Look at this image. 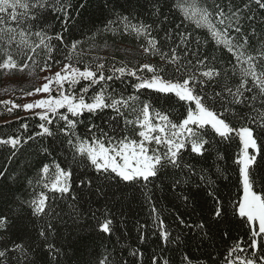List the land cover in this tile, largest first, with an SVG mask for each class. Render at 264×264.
I'll use <instances>...</instances> for the list:
<instances>
[{"label": "trees", "instance_id": "trees-1", "mask_svg": "<svg viewBox=\"0 0 264 264\" xmlns=\"http://www.w3.org/2000/svg\"><path fill=\"white\" fill-rule=\"evenodd\" d=\"M52 2L56 3V8L43 10L39 22L32 29L33 32L43 29L52 37L50 43L54 51L50 60L40 48L33 53L27 48H18L15 43L9 47L6 41H0V62L10 51L18 65L28 64L23 71L0 69V140L10 137L21 140L15 150L10 145L0 144V171L5 174V178H0V193L4 194L0 195V216H7L9 221L6 228H0V250H8L7 256L0 258V264H27L19 250L11 251L14 244H22L28 250L29 259L36 264H55L46 250L48 243L61 250L58 258L61 264H153L154 258L157 264L164 261L167 264H229L227 257L238 241H242L240 246L246 251L232 253L233 258L261 255L260 251L248 247L252 229L246 219L238 216L243 182L240 165L236 161L242 144L235 133L224 140L210 127L207 128L205 136L210 145L205 146L207 151L203 156L190 150L182 152L183 162L191 165L192 172L188 168L168 167L146 185L143 182L128 184L117 178L105 180L94 171L90 162L79 155L73 160L74 150L63 132L52 138L35 136L41 123L35 116L37 112L24 113L20 109L9 112L3 102V96L11 92L7 73L32 74L37 79L45 61L50 65L48 69H57L71 62L81 70L87 64L95 70L96 63H103L105 76L111 74L113 66L126 65L138 69L148 64L164 69L161 74L165 79H174L171 64L159 54L144 52V37H137L131 30L124 31L123 17H128L131 24L151 25V35L159 41L158 47L169 56L170 49L176 48L181 63L190 61L189 67L197 75L204 69L192 66L205 58L207 67L220 70V77L206 82L202 89L200 85L196 86V91L205 97L206 105L218 112L221 109L215 94L222 92L225 85L235 89L240 83V65L232 54L222 45H217L206 28L198 27L184 17L176 6L179 0H50ZM197 3L212 13L211 18L217 28L223 30L228 27L234 44H242V37H247L245 55L256 56L264 51V8L257 0H197ZM217 5L226 14L223 25L217 22ZM61 8L64 11H59ZM233 13L237 15L233 16ZM237 23L241 27L240 33L234 31ZM58 34L63 36L62 42L56 39ZM166 36L171 38L166 39ZM181 36L186 37L184 43H181ZM16 39L18 41L20 37ZM30 40L38 43L34 35ZM73 42H77L76 53L81 56L80 63L74 58ZM126 48L137 49L139 54L128 56L123 51ZM28 56H32L36 63L28 60ZM69 57L73 59L69 60ZM233 65H236L235 69ZM256 71L264 72V61L257 60ZM138 75L150 77L151 73L145 69ZM136 82L131 76L101 82L106 91L117 98L138 96L139 100L132 102L135 111L133 108L122 109L123 117L111 109L96 114L85 113L76 126V135L89 141L99 138L106 145L108 139L102 133L115 140L125 136L139 140V125L125 124L124 121L136 120L141 102L150 103L154 109L153 117L159 111L179 123L186 116L187 105L174 95L149 89L137 91L133 87ZM86 83L82 80L76 85V90ZM68 87L66 83L65 88ZM34 88L32 84L27 90ZM99 88L100 85H95L89 89L85 97L88 102ZM27 90L21 89L18 93L24 94L29 92ZM253 95H256L255 89L245 92L247 104L233 106L235 114L225 113L224 118L233 128L248 126L253 129L259 153L250 175L254 180L253 190L264 195V121L261 120L264 107L259 95L254 100L248 99ZM57 123L64 124L63 121H54V131ZM24 124L28 125L27 129L22 127ZM29 136L34 138L28 140ZM249 152L253 150L249 149ZM57 163L72 170L71 191L62 198L43 187L48 181L40 173L44 165H49L50 180ZM201 175L206 179L201 180ZM81 179H91L92 188L78 187ZM42 191L49 196V207L56 219L32 214L28 202ZM53 197H56L54 202ZM217 200L221 209L219 218L214 216ZM105 219L112 221L111 234L99 230V224ZM49 220L53 225L51 233L47 229ZM201 224L203 229L198 227ZM41 227H44L47 239L39 235ZM256 227L258 229V224ZM162 231L168 233L167 243L161 239Z\"/></svg>", "mask_w": 264, "mask_h": 264}, {"label": "snow or ice", "instance_id": "snow-or-ice-1", "mask_svg": "<svg viewBox=\"0 0 264 264\" xmlns=\"http://www.w3.org/2000/svg\"><path fill=\"white\" fill-rule=\"evenodd\" d=\"M257 3L264 8L262 0H257ZM176 6L183 12L186 19L193 21L198 27L206 28L216 44L222 45L232 54L236 63L240 65V83L235 89L225 85L222 92L215 94L221 111L218 112L208 107L205 103V97L196 91L197 85H200L202 89L206 82L220 77V70L215 67H207L205 58L198 60L196 66H192L204 69L197 75V72L192 71L189 67L190 61L185 64L181 63V57L177 54L176 48L170 49L171 55L169 56L168 53L163 52L158 47L159 41L151 35V25L131 24L128 22V17L122 18L125 21L124 31L131 30L137 37H144L146 39V45L142 46L144 52L159 54L162 59L171 64L173 66L174 79H165L161 74L164 69H157L148 64H144L138 69L128 68L126 65L113 66L111 74L105 76V65L103 63H96L95 70H93L91 64H87L81 70L70 62L65 64L54 75L44 77L47 82L42 87L28 93V95L47 93L46 98L23 106L7 102L11 104L7 110L11 112L19 107H23L25 111L41 109V111L35 113V116L41 121L38 125L40 131L36 132L35 136L52 138L63 132L69 137L67 143L74 150L73 160L79 155L90 162L94 171L105 180L117 178L128 184L143 182L146 185L151 178H155L162 169L168 167L173 169L188 168L192 172L191 165L183 162L182 152L190 150L191 153L203 156L205 151H207L205 146L210 145V141L205 136L207 128L210 127L216 135L224 140L230 139L231 135L235 133L242 144L241 153L236 161L240 165L243 182V196L238 204V216L246 219L252 229V239L248 247L260 251L261 255H252L251 257L238 255L233 258L232 253H243L246 251L245 248L240 246L242 241H238L237 245L230 250L227 260L229 264H264V235H262L264 234V195L258 194L253 190L254 180L250 175V169L256 162L259 147L254 138L252 128L248 126H242L239 129L233 128L224 118L225 113L235 114L233 106L247 104L245 92H253L254 89L256 90V95L248 99L254 100L259 95L261 105L264 107V72L257 73L256 71L257 60L264 61V51H261L256 56L245 55L244 45L247 44V37H242V44H234V38L229 36L228 27L223 30L217 28V25L212 21V13L208 9L200 7L197 0H191V2L189 0H179ZM50 7L56 8V3H50V0H0V41H6L9 47L15 43L18 48H27L33 53L36 52L37 48H40L46 52L50 60L51 53L54 51V46L50 43L52 37L43 29L34 32L32 30L35 24L39 22L42 11ZM216 9V16L219 18L217 22L223 25L226 14L219 5L216 6ZM59 11H64V9L61 8ZM235 15L237 13H233V16ZM234 31L237 33L241 32V27L238 23ZM31 35L38 38V43L30 40ZM17 36L20 37L18 41L16 39ZM170 38V36H166V39ZM56 39L62 42L63 36L58 34ZM185 39L186 37L181 36V43H184ZM71 47L75 53L76 62L80 63L81 56L76 53L77 42H73ZM27 59L32 60L33 64L36 63L32 56H28ZM72 59L73 57H69V60ZM49 67L50 65L45 61L41 71H46ZM26 68H28V64L18 65L10 51L5 53V59L0 62V69L2 70L23 71ZM233 68L235 69L236 65H233ZM145 69L151 73L150 77L138 75V72L143 73ZM124 76L135 77L137 82L133 87L137 91L149 89L165 95H174L178 101H182L187 105L186 116L179 123H175L167 114L156 111L155 120L159 121V123H154L152 115L154 109H151L150 103L141 102L142 107L136 120L128 121L125 119L124 121L125 124L135 123L139 125V140L129 139L126 136L115 140V138L108 137L107 133H102L108 139L106 145L104 140L99 138H93L89 141L77 136L75 133L76 126L81 122L80 118L85 113L96 114L103 112L105 109H111L117 116L123 117L124 112L122 109L133 108L132 102L138 101V96H129L127 98L120 96L117 98L116 95L108 93L104 84L101 83H106L114 78L120 79ZM82 80L87 83L79 90H76V85L80 84ZM66 83L69 86L68 89L65 88ZM53 85H55V88ZM95 85H100V88L92 95L91 102H88L85 97L89 89ZM53 92L56 95H53ZM133 110L135 111L134 108ZM261 120L264 121V116L261 117ZM54 121H63L64 124L61 126L57 123L54 131L52 127ZM22 127L27 129L28 125L24 124ZM92 127L96 126L92 125ZM33 138V136H29L27 139L32 140ZM0 144L10 145L15 150L21 144V140L20 138L10 137L6 140H0ZM249 149H252L253 152L250 153ZM44 151L47 152L48 149L45 148ZM49 172V165H44L40 170L41 176L48 181L43 184V187L52 193H58L62 198L71 191L72 170L71 168H62L57 163L55 164V172L50 180H48ZM0 178H5L3 171H0ZM200 179L205 180L206 178L201 175ZM92 185L93 181L91 179H81L78 183V187L82 189H91ZM0 195L4 194L0 193ZM55 199L56 197H53V202ZM184 199L187 200L188 198L184 197ZM48 202L49 196L42 191L37 197L28 202V206L36 217L56 219L57 217L53 214ZM214 216L216 218L221 216L218 200ZM181 222L183 223V221ZM8 223L7 216H0V228H6ZM111 223L110 219H105L99 224V230L105 234H111ZM257 224L258 229L256 227ZM198 227L203 229V224L198 225ZM47 229L49 233L53 230L51 220L47 221ZM39 235L47 239L44 227H41ZM161 239L167 243L168 233L162 231ZM16 250H19L27 264H36V261L29 259L28 250L22 244H14L11 251L15 252ZM46 250L48 255L55 261V264H61L58 259L61 255L60 249L56 248L54 244L48 243ZM7 254L8 250H0V258H5ZM153 264H157L155 258ZM163 264H167V261H164Z\"/></svg>", "mask_w": 264, "mask_h": 264}, {"label": "rangeland", "instance_id": "rangeland-1", "mask_svg": "<svg viewBox=\"0 0 264 264\" xmlns=\"http://www.w3.org/2000/svg\"><path fill=\"white\" fill-rule=\"evenodd\" d=\"M123 51L128 56H136V54H139V51L134 48H126ZM63 67L64 66H61L57 69H47L46 71H41V73L39 74V78L37 77V79H34L32 74L25 75L18 72L16 75H14L12 73H7V77H10L9 82L11 86L10 88L11 92H9L7 96H3L4 97L3 102H5L4 104L8 107H10L11 104L23 106L27 103H32L36 100L46 98L48 95L47 93H36L33 95H28V93L34 92L36 88L42 87V85L47 82L44 79V77L54 75L56 72L60 71ZM32 84L35 85V88L32 90H27ZM53 87L55 88V85H53ZM21 89L27 90L29 92H26L24 94L18 93V91H20ZM7 102H11V104H8ZM15 109H20L24 113H33V112L41 111V109H33L30 111H25L23 107H19ZM153 122L159 123V121L155 120V117H153ZM161 150H163V148H161Z\"/></svg>", "mask_w": 264, "mask_h": 264}]
</instances>
